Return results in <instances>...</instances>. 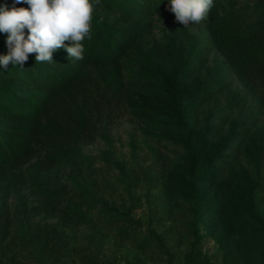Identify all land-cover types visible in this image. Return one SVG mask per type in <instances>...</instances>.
<instances>
[{"label":"trees","instance_id":"obj_1","mask_svg":"<svg viewBox=\"0 0 264 264\" xmlns=\"http://www.w3.org/2000/svg\"><path fill=\"white\" fill-rule=\"evenodd\" d=\"M0 1L4 2L1 8L8 10L30 9L16 0ZM90 2L92 22L88 36L81 41L83 59L72 62L65 49L58 48L52 54L54 63L36 61V53H32L24 68L10 63L4 71L0 65V170L30 160L41 148L48 150L44 160L50 165L82 156L79 144L92 142L104 124L123 116L122 67L105 73L103 66L123 60L132 44L147 36L152 26L150 14H167L177 21L169 11L170 0ZM198 24L211 29L209 37L185 32L186 49L173 45L175 64L170 72L141 69L137 73L161 82L168 114L157 121L156 129L169 133L181 147L180 171L173 181L183 199L180 226L187 245L181 264H211L202 250L208 222L215 230L221 227V237L244 226L264 248V211L259 198L264 175H246L240 191L235 190V173L225 175L249 138L251 126L244 118L229 122L228 114L218 122L211 120L212 114L239 104L229 91L232 74L256 82L264 103V0H255L251 6H236V0H213L208 15ZM8 35L0 32V57L9 53ZM214 46L224 55V65L204 71ZM139 57L148 59L149 55ZM219 94H226L224 106L207 109ZM133 163V170L120 168L113 182L77 181L72 195L59 204L57 222L17 218L10 223L0 209V264H55L73 250L66 228L88 224L95 214L120 239L134 241L140 251L154 247L167 264H174L177 251L167 243L169 229L156 230L158 217L150 214L143 231L145 222L130 208L109 205L105 193L121 189L131 194L142 183L148 191L158 186V176L149 165L135 156ZM41 191L51 200L58 199ZM260 264H264V253Z\"/></svg>","mask_w":264,"mask_h":264},{"label":"rangeland","instance_id":"obj_2","mask_svg":"<svg viewBox=\"0 0 264 264\" xmlns=\"http://www.w3.org/2000/svg\"><path fill=\"white\" fill-rule=\"evenodd\" d=\"M255 0H236V6H251ZM0 1V8L4 5ZM151 31L134 42L127 53L115 63L104 65L105 73L121 66L123 87L121 104L123 116L114 123L104 124L92 142L81 143L82 156L50 165L44 160L48 152L41 148L28 161L13 168L0 170V209L8 216L10 223L17 218L35 223H52L59 220V204L74 192V184L83 179L101 183L113 182L120 168L133 170V158L138 157L149 165L158 176V186L148 191L142 183L131 194L119 191L105 193L109 205L128 207L132 213L143 219L148 226L151 214L158 217L156 230L169 229L167 243L177 251L174 264H181L187 241L181 236L180 204L183 201L179 190L173 185L178 175L181 147L174 143L169 133L158 131L157 121L168 114L167 99L161 82L155 78L138 77L139 70H161L170 72L175 64L173 45L186 49L185 32L209 37L208 26L190 23L184 27L167 14H150ZM29 31H24L27 39ZM149 55L141 59L140 55ZM130 59L131 61H128ZM141 59V61H140ZM140 61L141 63H137ZM225 57L213 47L207 57L204 71L215 64L224 65ZM229 91L239 104L224 112L212 114V122H218L226 114L230 119L244 118L251 126L249 138L245 141L231 167L225 170L235 173V190L240 191L246 175H264V103L258 84L253 80L232 74ZM230 94V95H231ZM226 94L208 104L207 109H219L225 104ZM228 122V123H229ZM41 189L56 196L51 200ZM261 208L264 211V187L259 192ZM170 208L171 212H166ZM160 218V219H159ZM206 223L202 250L211 264H260L264 248L244 226L234 227L225 237L220 236V226ZM68 242L73 246L70 255H62L55 264H167L163 254L150 247L138 250L135 242L120 239L112 227L105 224L101 215L84 225L66 228Z\"/></svg>","mask_w":264,"mask_h":264},{"label":"clouds","instance_id":"obj_3","mask_svg":"<svg viewBox=\"0 0 264 264\" xmlns=\"http://www.w3.org/2000/svg\"><path fill=\"white\" fill-rule=\"evenodd\" d=\"M27 3L30 9L0 8V32L8 33L9 53L0 57V65L7 71L12 67L24 68L29 54L36 53V61L54 63L53 52L64 48L72 62L83 59L81 41L91 28L93 6L90 0H16ZM213 0H170L169 11L184 27L205 19ZM29 30L27 39L24 29ZM65 41H71L65 45Z\"/></svg>","mask_w":264,"mask_h":264}]
</instances>
